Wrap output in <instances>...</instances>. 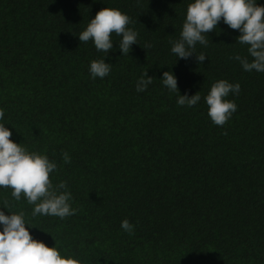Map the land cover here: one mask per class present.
<instances>
[{"label": "trees", "instance_id": "obj_1", "mask_svg": "<svg viewBox=\"0 0 264 264\" xmlns=\"http://www.w3.org/2000/svg\"><path fill=\"white\" fill-rule=\"evenodd\" d=\"M193 2L0 0V124L13 142L56 163L50 180L67 182L77 210L33 217L23 194L17 201L0 188V211L23 212L33 239L61 256L81 264H264V73L232 58L252 59L223 20L192 57L173 54L170 41ZM106 7L127 14L138 33L128 55L115 33L107 54L79 40ZM100 59L111 71L93 80L90 63ZM169 71L180 95L200 94L197 105L178 106V93L161 81ZM145 72L153 82L137 92ZM218 80L240 85L225 98L237 111L223 127L204 100Z\"/></svg>", "mask_w": 264, "mask_h": 264}, {"label": "clouds", "instance_id": "obj_2", "mask_svg": "<svg viewBox=\"0 0 264 264\" xmlns=\"http://www.w3.org/2000/svg\"><path fill=\"white\" fill-rule=\"evenodd\" d=\"M223 20L232 30L240 32L237 43L247 45V52L252 58L236 55L233 59L240 62L246 72L255 70L264 73V6L256 0H194L187 7L186 19L183 23L180 38L170 41L171 52L179 59L187 60L194 54L197 42L207 46V33L217 28ZM132 23L127 14L118 9L103 8L91 19L86 29L79 33L81 42L91 40L97 51L108 53L113 49L112 34L121 37L119 50L128 55L131 46L137 44L138 33L128 25ZM147 44L145 48H151ZM201 64L206 55H195ZM111 64L105 59L93 60L89 72L92 79H103L111 71ZM163 85L171 92L178 93V106L193 107L201 100L199 93L189 97L180 95L176 77L169 71L163 73ZM153 82L152 77L143 73L137 81L136 91H146ZM239 83L232 84L227 80H218L213 83L209 93L204 97L208 106V116L216 126L223 127L237 111L235 102L225 99L230 93L239 94ZM4 117V110L0 109V119ZM226 134V133H225ZM12 132L0 124V188L12 189V196L19 201L21 195L27 202L34 205L32 216H55L64 219L76 214L69 204L71 193L66 190L67 182L61 181L55 187L50 180V173L56 170L57 165L51 162L46 155L29 152L21 144L11 140ZM65 163H71V157L65 151L62 153ZM63 190V191H62ZM8 206L5 201V207ZM0 264H81V261L72 257L61 256L56 247H48L42 241L33 239L26 227L24 213L5 215L0 211ZM121 228L132 234L134 225L128 219L121 222Z\"/></svg>", "mask_w": 264, "mask_h": 264}]
</instances>
